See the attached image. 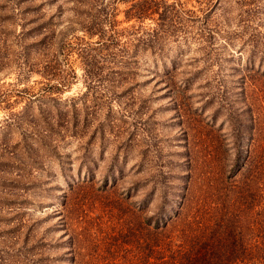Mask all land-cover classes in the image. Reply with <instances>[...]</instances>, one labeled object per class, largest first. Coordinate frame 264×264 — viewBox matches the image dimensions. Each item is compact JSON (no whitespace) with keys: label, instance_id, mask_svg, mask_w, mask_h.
Wrapping results in <instances>:
<instances>
[{"label":"rangeland","instance_id":"obj_1","mask_svg":"<svg viewBox=\"0 0 264 264\" xmlns=\"http://www.w3.org/2000/svg\"><path fill=\"white\" fill-rule=\"evenodd\" d=\"M136 1L0 0V264L134 262L188 170L197 199L250 117L264 146V0H164L159 49Z\"/></svg>","mask_w":264,"mask_h":264},{"label":"trees","instance_id":"obj_2","mask_svg":"<svg viewBox=\"0 0 264 264\" xmlns=\"http://www.w3.org/2000/svg\"><path fill=\"white\" fill-rule=\"evenodd\" d=\"M143 1L132 3L126 16L156 13V25L145 30L147 37L142 40L159 49L160 28L172 4ZM101 29L97 31L102 37ZM247 128L242 158L236 156V164L226 171H212L207 178L212 187L200 189L197 199L188 170L181 197L169 212L137 215L136 232L127 228L123 239L132 234L141 241L134 262L125 264H264V146L259 152L252 146L251 117ZM144 205L138 202L139 209Z\"/></svg>","mask_w":264,"mask_h":264}]
</instances>
